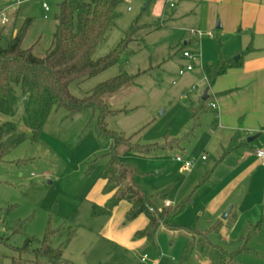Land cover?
<instances>
[{
	"label": "rangeland",
	"instance_id": "374dc122",
	"mask_svg": "<svg viewBox=\"0 0 264 264\" xmlns=\"http://www.w3.org/2000/svg\"><path fill=\"white\" fill-rule=\"evenodd\" d=\"M60 1L29 0L18 6L17 15L16 8L9 9L8 21L3 25L4 35H9L12 28L14 34L30 18L23 47L35 43L33 52L44 55L51 43ZM167 2L125 0L120 4L115 27L97 47L94 58L115 47L135 20L139 25H155L162 19L164 24L148 31L139 29L117 64L70 84L69 91L82 97L96 84L120 72L135 75L132 84L106 97L107 105L117 112L105 116V126L130 137L131 143L137 145L138 149H120L119 157L135 169L137 183L157 209L165 206L172 209L188 197L190 202L158 227L152 244L133 238L134 231L144 225V218L139 216L125 222L128 207L125 202L119 203L110 215L92 216L91 204L101 198L99 176L111 144L109 136L98 133L99 110L85 109L68 115L63 108H53L32 141L21 122L23 104L17 98L13 116L0 114V121L16 122L18 130L27 135L26 140L0 160V264H11L12 257H21L26 264H33L32 250L38 248L47 227L60 229L52 237L53 247L67 241L58 264H145L140 261L143 254L156 264H206V255L196 247L181 263L187 228L206 234L211 244L228 252L239 251L245 245L249 251L238 253L237 264H264V230L247 239L248 230L240 233L241 237L239 228L233 231L228 224L221 223L218 231L212 229L217 222L216 215L208 211L200 215L197 204L193 203L201 184L191 182L182 163L175 162L176 157L191 161L189 169H193L200 158L195 155L200 154L198 143L204 128L192 129L194 116L188 108L189 100L179 96L186 72L178 75L177 71L182 52L190 51L181 47L183 33L175 30L173 9ZM43 3L48 11L44 12ZM7 4V0H0V10ZM144 4L148 5L142 9ZM192 63L191 59L182 67ZM197 88L189 87L184 95L197 93ZM192 150L191 157L185 159L184 154ZM207 169L206 166L204 171ZM109 223L114 225L113 229ZM69 226L74 232L68 238ZM27 239L31 245L29 251H23Z\"/></svg>",
	"mask_w": 264,
	"mask_h": 264
},
{
	"label": "trees",
	"instance_id": "16d2710c",
	"mask_svg": "<svg viewBox=\"0 0 264 264\" xmlns=\"http://www.w3.org/2000/svg\"><path fill=\"white\" fill-rule=\"evenodd\" d=\"M125 0H61L58 12L54 16L55 28L49 48L38 56L33 52L35 43L23 47V41L31 25V19H25L16 32L13 28L4 35L0 27V114L13 116L17 98L22 100V124L28 129L29 139L34 141L53 108H63L68 115L85 109L99 110L98 133H104L111 139L107 162L99 179L102 181L100 194L105 198L99 205L92 202L91 215H110L122 201L129 204L124 221L131 222L139 216L146 218L143 228L133 233V238L153 243L154 235L166 219L177 215L190 202V197L170 209L169 206L157 209L151 199L136 181L135 169L119 157V150L136 149L137 145L106 128L105 116L115 114L106 103V97L133 83L135 75L126 72L96 84L82 97L74 96L69 85L91 78L119 62L120 56L134 41L139 29L151 30L164 24L161 19L155 25H139L135 20L130 24L124 36L106 54L94 58V52L105 40L107 33L115 27L118 17L117 8ZM236 62L219 61L216 65L203 67L209 84L224 74ZM27 139L24 132L18 130L17 123L0 121V160L12 148ZM138 149V148H137ZM207 178V177H205ZM205 179H203L204 181ZM221 222L217 221L212 229L218 231ZM264 226V218L248 228L247 239ZM47 227L37 249L32 250L33 264H58L62 247L51 245L52 237L59 232ZM190 237L185 239L181 254L184 263L195 247L207 257V264H237V255L249 251L245 245L239 251L228 252L220 246L211 244L206 234L195 228H187ZM74 232L69 226L68 238ZM31 240L27 239L23 251H29ZM11 264H26L21 257H12Z\"/></svg>",
	"mask_w": 264,
	"mask_h": 264
},
{
	"label": "crops",
	"instance_id": "0c3cea01",
	"mask_svg": "<svg viewBox=\"0 0 264 264\" xmlns=\"http://www.w3.org/2000/svg\"><path fill=\"white\" fill-rule=\"evenodd\" d=\"M172 1V24L183 33L181 47L190 51L194 65L185 73L179 96L189 100L188 108L194 116L192 129L204 128L198 143L200 154L195 155L200 158L191 171L187 169L191 182L201 184L193 203L200 215L208 211L233 231L239 228L240 235L264 218V166L254 153L264 148V0ZM17 10L18 6L16 15ZM190 30L202 35L191 34ZM191 59L181 55L180 68ZM222 60L237 64L209 84L203 67ZM191 86H199L198 92H188L186 97L184 90ZM210 103H215L216 108H211ZM193 151H186L183 157L188 159ZM206 166L209 169L204 171ZM104 200L101 196L97 204ZM227 209L223 220L221 215ZM142 217L143 228L146 218ZM109 225L114 228L112 223ZM262 230L264 226L254 236ZM186 233V238L190 237Z\"/></svg>",
	"mask_w": 264,
	"mask_h": 264
},
{
	"label": "built area",
	"instance_id": "2783aa9c",
	"mask_svg": "<svg viewBox=\"0 0 264 264\" xmlns=\"http://www.w3.org/2000/svg\"><path fill=\"white\" fill-rule=\"evenodd\" d=\"M7 1H8V4L0 10V26L1 25H5L7 23V21H8L7 11H9V9L16 8L21 3L27 2L29 0H7ZM168 2H169V6L170 7L174 6L172 0H168ZM42 8L44 9V11H48L49 10L48 6L45 3L42 4ZM127 10H130V7H127ZM44 18H46L45 15H44ZM190 33L191 34H197L199 36L202 35V33L200 31H198V30H190ZM207 36L212 37V33H208ZM182 57L183 58H187V59H191L192 55H191V53H189L187 51H183L182 52ZM192 67H193V65L187 64L185 67L179 68L178 71H177V74L178 75H182V74H184L187 71H191ZM172 84H174V82ZM209 105L213 109L216 108L215 103H210ZM254 153H255L256 157L260 160V164L262 166H264V148L256 149ZM201 159H205V157L202 156ZM175 161L182 163L183 168L186 169V170L189 169L190 166H191V161H188V160L182 161V159L180 157H176ZM140 261L145 263V264H156V262L154 260H149V257L147 256V254H143L140 257Z\"/></svg>",
	"mask_w": 264,
	"mask_h": 264
},
{
	"label": "water",
	"instance_id": "95a60500",
	"mask_svg": "<svg viewBox=\"0 0 264 264\" xmlns=\"http://www.w3.org/2000/svg\"><path fill=\"white\" fill-rule=\"evenodd\" d=\"M146 6H147V4H144L143 7H142V9H145ZM202 98H203V99L205 98V94L203 95ZM161 112H162V111H161ZM252 138H253V137H251V139H252ZM247 140H250V139H247ZM228 212H229V209H227V210L221 215V219L225 220L226 217H227Z\"/></svg>",
	"mask_w": 264,
	"mask_h": 264
}]
</instances>
